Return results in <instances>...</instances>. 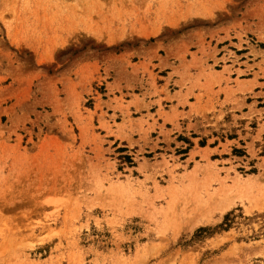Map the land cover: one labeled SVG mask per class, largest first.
<instances>
[{
	"label": "rangeland",
	"instance_id": "374dc122",
	"mask_svg": "<svg viewBox=\"0 0 264 264\" xmlns=\"http://www.w3.org/2000/svg\"><path fill=\"white\" fill-rule=\"evenodd\" d=\"M0 264H264V0H0Z\"/></svg>",
	"mask_w": 264,
	"mask_h": 264
}]
</instances>
